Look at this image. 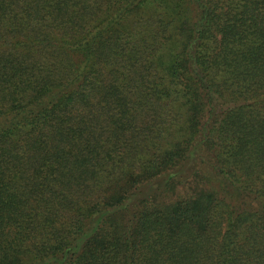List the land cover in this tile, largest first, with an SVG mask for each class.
Instances as JSON below:
<instances>
[{"label": "trees", "instance_id": "obj_1", "mask_svg": "<svg viewBox=\"0 0 264 264\" xmlns=\"http://www.w3.org/2000/svg\"><path fill=\"white\" fill-rule=\"evenodd\" d=\"M0 264H264V0H0Z\"/></svg>", "mask_w": 264, "mask_h": 264}]
</instances>
